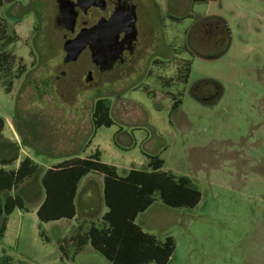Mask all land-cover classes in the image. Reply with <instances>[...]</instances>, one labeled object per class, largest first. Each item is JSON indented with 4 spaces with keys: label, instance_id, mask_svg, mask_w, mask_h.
<instances>
[{
    "label": "rangeland",
    "instance_id": "obj_1",
    "mask_svg": "<svg viewBox=\"0 0 264 264\" xmlns=\"http://www.w3.org/2000/svg\"><path fill=\"white\" fill-rule=\"evenodd\" d=\"M150 2L158 5L156 53L86 87L70 76L56 79L66 56L56 1L0 0V56H9L0 58L4 135L15 144L17 138L21 157L45 171L96 150L123 174L158 156L163 172L189 177L202 195L192 209L157 198L136 219L158 242L174 239L168 264H264V0ZM209 18L226 23L225 52L221 24ZM89 64L84 54L67 67L81 75ZM100 99L108 101L113 125L96 130ZM24 197L27 211L11 217L17 228L0 239V257L11 264H110L90 244L77 256L62 242L66 220L39 221L32 209L42 190ZM95 198V207L103 205ZM85 215L79 224L99 220V212Z\"/></svg>",
    "mask_w": 264,
    "mask_h": 264
},
{
    "label": "trees",
    "instance_id": "obj_2",
    "mask_svg": "<svg viewBox=\"0 0 264 264\" xmlns=\"http://www.w3.org/2000/svg\"><path fill=\"white\" fill-rule=\"evenodd\" d=\"M211 19L221 24L220 40L222 52H225L229 47L226 23L221 18ZM0 58L8 60L9 56L3 54ZM92 117L96 130L113 125L107 100L96 102ZM5 124L0 117V141L3 140ZM101 156V151L96 150L87 158L64 161L46 171L30 157L24 158L18 168L7 170L6 167L14 165L18 156L0 158V193L4 195L0 239L5 237L8 218L16 210L27 211L26 198L18 193L21 186L28 184L39 193L44 192V200L37 211L41 223L72 220L77 215L75 201L79 185L83 178L94 173L104 176V204L108 212L103 217V227H92L87 234L91 247L110 264H168L175 251L174 239L168 237L163 243L158 242L136 224V219L157 198L173 209L195 208L202 198L200 190L189 177L177 178L163 172L165 162L158 156H149L146 170L132 169L125 177L119 176L115 166L102 162ZM0 264H11V260L3 254Z\"/></svg>",
    "mask_w": 264,
    "mask_h": 264
},
{
    "label": "flooded vegetation",
    "instance_id": "obj_3",
    "mask_svg": "<svg viewBox=\"0 0 264 264\" xmlns=\"http://www.w3.org/2000/svg\"><path fill=\"white\" fill-rule=\"evenodd\" d=\"M69 1L75 5L77 13L74 31L66 29V23L56 2L58 16H55L54 20L56 26L64 31V43L68 39L76 38L83 29H91L92 37L90 45L77 61L64 63L65 69L61 71L60 76L56 77L57 80L70 76L73 83L81 82L86 87L92 83L98 85L109 75L115 72L122 74L121 70L126 67L138 61H144L148 53L150 55L156 53L152 51L157 22L155 13L158 10L155 2L151 3L150 0H96L90 8L84 10L82 6L77 5L79 0ZM99 24L102 28L97 30ZM165 51L162 50L160 53L164 56ZM84 54L89 55L90 64L84 73L79 75L67 66L72 63L77 64ZM93 54L97 58L96 62L93 61ZM89 74H91V81L87 82Z\"/></svg>",
    "mask_w": 264,
    "mask_h": 264
},
{
    "label": "crops",
    "instance_id": "obj_4",
    "mask_svg": "<svg viewBox=\"0 0 264 264\" xmlns=\"http://www.w3.org/2000/svg\"><path fill=\"white\" fill-rule=\"evenodd\" d=\"M5 122H6V124H5V128L3 130V140L0 141V158L1 159H3V158L12 159L16 155L18 156L19 159L14 163V165L6 167L7 170H11L14 168H18L21 161L24 158L29 157V156L21 157L20 153L22 151H21L19 142L17 141V138H15L16 139V144H15L11 139H8L5 137L4 131H5L6 127L8 126V123L6 120H5ZM77 158H82V157H77ZM64 161H68V160L58 161L56 163V165H58ZM101 161L104 162L102 159V156H101ZM35 163H37L38 165L43 167V164L38 163V162H35ZM106 164H109V163H106ZM145 164H143L144 165L143 168H145ZM109 165H111V164H109ZM112 166H115V165H112ZM115 167L117 168L118 174L121 177H125L130 170L135 169V168H131L128 172L123 174V173H120L119 167H117V166H115ZM135 170H139V169H135ZM142 170H146V169H142ZM26 187H27L26 185L21 186L18 193L22 194L23 197L25 196V194H30V193L33 196L34 195L36 197L38 196L39 192L36 188L32 187L30 192H29V190H27V192H26L25 189H28ZM35 189H36V193H35ZM96 196L102 200L103 205L99 204L98 207L94 206V205H96V203H95V200H96L95 197ZM43 200H44V198H43ZM80 201H81V203H80ZM41 203L42 202L37 203L36 205H33L34 208L32 210L34 211V213H36V215H37V211H38ZM80 204H81L83 209L79 207ZM75 205H76L77 215L72 220H66V222H65L66 224L64 223L67 227H65V229L62 228V231L64 234L62 242H66L69 246H75L77 249L76 255L80 256L81 254L84 253L87 246L89 245V242L87 239L88 232L91 230L92 227H96L98 229H101L103 227V217L108 212V208L104 204V176L103 175L91 173V174L87 175L85 178H83V180L81 181L79 188H78V193H77ZM81 212L87 214L85 216H88L89 218H92L93 214H97L99 212V215H98L99 220H97L95 223H94V221L84 220L79 224L78 219L81 216ZM15 213H18L17 215L20 216V214L22 213V210H16L8 218L7 231H6L5 236H7L8 232L10 231L11 228L12 229L17 228L16 222H14L13 223L14 225L11 226V217ZM60 222H63V221L60 220V221H54V222H50V223L58 224ZM60 227H62V226H60ZM61 248H62V250H65L64 246H61L60 249Z\"/></svg>",
    "mask_w": 264,
    "mask_h": 264
},
{
    "label": "water",
    "instance_id": "obj_5",
    "mask_svg": "<svg viewBox=\"0 0 264 264\" xmlns=\"http://www.w3.org/2000/svg\"><path fill=\"white\" fill-rule=\"evenodd\" d=\"M96 0H79L78 6H82L84 10L90 8L93 5V2ZM59 5L60 13L66 23V29L68 31H74L77 13L75 11V5L69 0H56ZM102 25L97 26L98 28H102ZM91 29H83L79 35L74 39H68L64 43V51L66 52V57L64 59V63L75 62L78 60L79 56L82 52L90 45L91 42ZM96 56L93 54V61L96 62ZM91 81V74H89L87 78V82ZM4 215V208L0 202V221Z\"/></svg>",
    "mask_w": 264,
    "mask_h": 264
}]
</instances>
